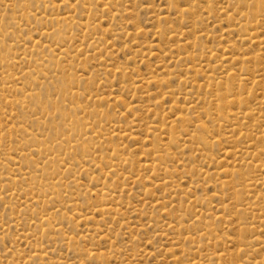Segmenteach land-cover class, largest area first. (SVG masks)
<instances>
[{
	"label": "rangeland",
	"instance_id": "374dc122",
	"mask_svg": "<svg viewBox=\"0 0 264 264\" xmlns=\"http://www.w3.org/2000/svg\"><path fill=\"white\" fill-rule=\"evenodd\" d=\"M82 2L0 0V264H264V0Z\"/></svg>",
	"mask_w": 264,
	"mask_h": 264
},
{
	"label": "bare ground",
	"instance_id": "6f19581e",
	"mask_svg": "<svg viewBox=\"0 0 264 264\" xmlns=\"http://www.w3.org/2000/svg\"><path fill=\"white\" fill-rule=\"evenodd\" d=\"M83 2H82V4H86V0H82ZM88 1V0H87ZM88 4V3H87ZM90 5H93V4H90ZM82 7H83V5H82ZM85 9V8H84ZM91 9V8H90ZM86 10V9H85ZM92 10V9H91ZM76 11V10H75ZM85 12V11H84ZM75 13V12H74ZM69 14V13H68ZM73 14V13H72ZM70 15V14H69ZM63 17V16H62ZM69 20H74V18H71L70 16H68L67 17V15L65 16V17H63V18H59V17H54V18H52V20L51 21H55L56 22V24H57V26L52 30V32H50V33H56L60 38H59V40L60 41H63V40H65V38H69V36H67V31H65L64 30V25H68V23H69ZM73 23V22H72ZM71 23V24H72ZM4 30L0 27V32H3ZM49 34V33H48ZM71 35V34H70ZM69 39H71V38H69ZM1 41V40H0ZM67 41H69L70 42V40H67ZM72 41V40H71ZM57 43H59V42H57ZM41 44V43H40ZM61 44V43H60ZM51 49V48H50ZM68 54V52H67V50H62L61 51V54ZM2 54H0V59L1 60H4V59H2ZM73 62V61H72ZM41 64H39L38 66H40ZM57 65H58V61H57ZM39 70V69H38ZM9 74V73H8ZM67 81V80H66ZM70 81V83L72 84V79H70L69 80ZM73 87V86H72ZM66 90V89H65ZM224 104H225V101H221V106L222 107H224ZM83 108V107H82ZM85 108V107H84ZM243 108V107H242ZM229 123V122H228ZM71 125V124H70ZM182 125V124H181ZM185 124H183V126H184ZM187 125H185V127H186ZM198 126V125H197ZM70 127H72V126H70ZM173 127V126H172ZM172 127H169V129H171L172 130ZM174 128V127H173ZM176 128V127H175ZM183 128V127H182ZM73 129V128H72ZM225 129V128H224ZM71 130V129H70ZM194 130H196L193 134L192 133H190L191 134V137H192V139L191 140H194L195 142H197V143H201V144H203V145H209V143H210V141H209V138H208V136H207V132L209 131L208 130V128H206V127H204V126H198L197 128H195ZM208 130V131H207ZM86 133V132H85ZM172 133H173V139H174V141H176V142H179V136L177 135V133L175 134V131H174V129L172 130ZM84 135V134H83ZM79 137V136H78ZM92 138V137H91ZM62 141H61V145H63L64 144V142H67V143H69L70 141H65V140H63V139H61ZM79 140V139H78ZM82 141V140H81ZM83 143V142H82ZM66 144V143H65ZM72 144V143H71ZM84 144V143H83ZM82 144V145H83ZM81 145V146H82ZM86 145H88V144H86ZM86 145H84V147L86 146ZM75 146V145H74ZM65 147V146H64ZM83 147V146H82ZM66 148V147H65ZM84 149V148H83ZM117 149V148H116ZM189 159V158H188ZM246 168V167H245ZM33 171V170H32ZM30 172V171H29ZM34 173H36V172H34ZM240 173V172H239ZM30 174H31V172H30ZM27 176L29 175V173L28 174H26ZM36 175L37 174H35V176L33 175L32 176V179H34V180H37V178H36ZM54 179V178H53ZM31 180V179H30ZM37 185V184H36ZM49 186V185H48ZM246 189V188H245ZM79 193V192H78ZM54 194V193H53ZM79 195V194H78ZM70 196V195H69ZM253 196V195H252ZM255 201V200H254ZM105 203H107V202H105ZM45 218V220H50V216H48V215H46V216H44ZM244 219H246V218H244ZM41 226V225H40ZM53 227V226H52ZM258 229V228H257ZM249 230V229H248ZM242 231H244V233H246V231H247V228L246 227H243L242 228ZM250 234V233H249ZM252 241V240H251ZM250 243V242H249ZM247 244V243H246ZM251 244V243H250ZM253 244H254V242H253ZM257 244V243H256ZM248 248V247H247ZM246 251V250H245ZM248 252V251H247Z\"/></svg>",
	"mask_w": 264,
	"mask_h": 264
}]
</instances>
